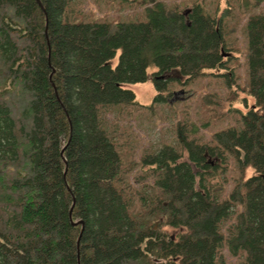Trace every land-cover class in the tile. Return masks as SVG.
Masks as SVG:
<instances>
[{"label":"trees","instance_id":"1","mask_svg":"<svg viewBox=\"0 0 264 264\" xmlns=\"http://www.w3.org/2000/svg\"><path fill=\"white\" fill-rule=\"evenodd\" d=\"M71 1L0 0V264H225L224 247L264 264V13L247 23L246 85L202 97L208 122L235 125L210 142L181 125L187 160L165 145L138 162L110 119L141 106L127 86L151 80L153 105L210 76L238 87L230 12L152 0L143 21L85 23ZM229 159L243 179L220 200L207 184Z\"/></svg>","mask_w":264,"mask_h":264},{"label":"rangeland","instance_id":"2","mask_svg":"<svg viewBox=\"0 0 264 264\" xmlns=\"http://www.w3.org/2000/svg\"><path fill=\"white\" fill-rule=\"evenodd\" d=\"M164 2L169 7H177L182 11L190 9L195 4H201L211 15H218V18L229 10L230 15L225 20L227 33V45L232 55L229 60L227 74H234L237 78L238 87L230 89L220 75L210 76L204 80L181 86L175 84L173 90L175 95L165 104L153 105L156 97V90L151 80L145 83L131 84L127 88L132 90L141 104L140 107L125 112L122 109L121 119L118 120L117 112L111 113V122L115 121L119 125L118 135L121 144L127 154L131 155V160L139 162L140 158L148 153L158 151L165 145H173L183 150V159H188L187 151L180 144L183 139L179 134V127L184 126L192 138H201L204 142H210L213 135L227 127H232L236 123L238 116L230 113L227 118L221 120L212 119L208 122L209 115L204 108L202 97L206 94L214 93L222 97H228L230 91L240 92L248 80L247 50L248 36L247 23L251 16L264 13V0H156ZM154 4L152 0H72L69 8V16L78 22H99L117 23L129 21H143L146 19L147 8ZM119 57V56H118ZM118 57L115 63L118 62ZM154 71L150 70V74ZM217 74L219 72H216ZM225 74V72H221ZM241 97H243L241 95ZM242 110L243 108L240 107ZM194 131V132H193ZM213 167H218L220 163L214 157L209 158ZM227 172L219 175L210 181L212 191L223 200L234 189V184L243 179L237 170L236 164L229 159ZM236 168V169H235ZM199 172V171H198ZM146 176V169L139 167L132 173L131 177ZM254 171L249 170L245 179L252 176ZM149 177L144 181L147 183ZM196 188H199V178ZM242 210L241 207H238ZM231 224V222H230ZM169 233L176 237L178 231L169 229ZM222 257L225 264H245V257H232L229 250L224 247Z\"/></svg>","mask_w":264,"mask_h":264},{"label":"water","instance_id":"3","mask_svg":"<svg viewBox=\"0 0 264 264\" xmlns=\"http://www.w3.org/2000/svg\"><path fill=\"white\" fill-rule=\"evenodd\" d=\"M38 3L40 4V6H42L40 0H38ZM224 56H228L227 54H224ZM72 212V211H71ZM79 224L83 225L84 226V223L83 222H80ZM75 225H78V224H75Z\"/></svg>","mask_w":264,"mask_h":264},{"label":"flooded vegetation","instance_id":"4","mask_svg":"<svg viewBox=\"0 0 264 264\" xmlns=\"http://www.w3.org/2000/svg\"><path fill=\"white\" fill-rule=\"evenodd\" d=\"M228 56H229V54H227ZM228 56H226V57H228Z\"/></svg>","mask_w":264,"mask_h":264}]
</instances>
